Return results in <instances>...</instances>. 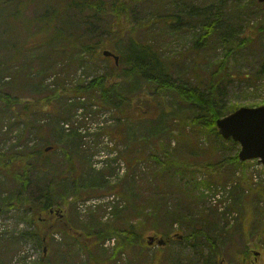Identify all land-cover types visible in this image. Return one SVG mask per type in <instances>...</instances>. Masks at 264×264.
<instances>
[{"label": "rangeland", "instance_id": "obj_1", "mask_svg": "<svg viewBox=\"0 0 264 264\" xmlns=\"http://www.w3.org/2000/svg\"><path fill=\"white\" fill-rule=\"evenodd\" d=\"M26 1L27 0H4L8 6L0 7V14L5 12L4 15H0V61L5 62L15 55L17 61L15 64L17 65L14 67L18 70L17 73L13 68L12 70L9 68V71L0 70V73H5L4 75H0V78L3 79V82L0 83V94L1 96L6 94L10 97L13 105L12 107H15L14 112L16 113L14 114L11 108L10 115H8V105L0 98V121H3L0 123V148L6 151H8L13 144H18L19 150L25 149V144H28L29 149L33 150L40 149L43 145L46 146L47 139L53 137L52 133H54L53 131L55 130L53 128V118L58 115L55 109L57 110L58 107H63L65 105V97L68 98L67 102L69 104L80 99L71 94L64 96L62 99L52 96L53 103L44 106L43 98L48 92L43 87L39 88L36 83V81L42 79L38 69L43 62L48 63L46 58L41 61L42 51L38 52V48L36 47L40 48L41 43L50 36L49 34L54 32L55 27H64L67 29L76 28L75 25H77L83 29L82 24H80L82 23L80 22V15L78 13L74 14L76 9L74 7L71 8L70 0ZM106 1L109 2L113 0ZM1 2H3V0H1ZM217 2L219 3L216 6L222 7L224 10V16L223 19H221L222 25L220 26L232 24L235 28L241 29L243 21L240 23L238 18L234 16V0H137L132 2L134 6L136 5L135 11L131 10L124 13L126 14L125 18L129 20V22L124 23L127 28L124 37L125 41H128V33H133L132 35L137 40L152 43L161 51V54H165L164 58L167 62L173 64L171 65V72L175 79L180 81V83H186L189 80L191 85L200 86L202 88L200 90L206 89V85L211 86V74L216 70L218 62L223 60L225 56L227 63L226 71L230 74L229 78L228 80L220 82L218 91L214 92L215 94L211 96L216 99V102L219 101L220 104L227 107V109L232 106L237 108L264 105V33H253L252 29L246 28V24L243 25V32H241L240 35L238 34L237 37L241 39L252 36L254 41L245 44L244 47L232 49L230 47V49L225 50L224 45L217 44L213 36L206 44H202L203 42H201L196 49L193 48V50H189L191 46L197 45L196 40L200 36V33H202L200 29L203 27L202 19L205 9H213V7H216L214 4ZM55 4H57L59 10H57ZM68 6L72 14L67 16L69 18L60 20V10L63 9L64 11ZM216 11L217 9H213L212 13ZM52 13L59 14V16L55 18L57 24L54 23V28H51L54 16H49ZM84 13L86 14V12ZM45 15L49 16L47 24H45L44 20ZM3 16L4 18H2ZM152 16H154L152 24L147 25L145 21L152 20ZM165 18H168L171 22L164 24ZM107 20L109 19L107 18ZM3 21H5L7 25ZM260 22V17L254 16L251 19V25L255 29L259 27L258 24ZM66 23H68V25H66ZM177 23L179 26L175 25ZM91 24L94 25L92 22H89L84 28L87 30L91 27ZM123 26L124 25L121 24L115 30L124 29ZM131 26L134 28H131ZM133 29H135V31L130 33ZM86 30H84L82 34L87 35L88 32ZM97 32L98 35L95 36L96 40L93 41L94 38L89 36L93 43L102 36L110 39L114 36L113 32L109 31L107 24L101 25ZM235 36L234 39L236 40ZM99 45L100 46L96 45L93 48L95 52L102 54L104 49H109L106 46ZM28 51H36L37 53L33 54ZM81 56L86 60H90V55L86 52H83ZM25 57L33 59L27 60L28 67L23 68V64H26ZM102 58L105 57L102 56ZM97 62L96 72H90L92 74L89 75L87 69L82 67V65L80 67L78 66L74 73V82L80 83L82 80H88L96 73L99 75H110L112 78L114 74L109 67L113 65L114 60L110 61L105 58L104 61L99 60ZM74 66L77 65L74 64ZM250 75L252 79L249 78ZM13 76L14 79L12 78ZM49 78H47V83H50L53 79V77ZM124 80L126 79L119 78V82L121 81V83H124ZM122 88L124 93H128L129 90H131V93L135 91L133 93V99L137 107L140 106L143 110L148 108V104L145 103L146 96L142 95V90L148 92L149 89L152 88L150 84L142 88V83L139 80L132 79L127 84L125 83V86ZM206 92H208V89H206ZM146 95L150 96V93ZM165 98L167 100L166 110L159 111L158 116L161 118L159 120L160 126L155 131L151 130L150 121L136 110L137 115L134 121H132L134 124L123 126L119 138H113L109 134H103L100 138L96 136V133H98V131L100 132L99 127L104 128L110 125L115 128L118 126V122L114 116V110L106 109L96 104L95 110L99 111L96 114L89 115V119H85L86 122H88L86 125L87 127H90L89 123L91 122L93 125L91 127H95L96 129L94 131L92 130L91 135L86 136L84 139L87 144L95 145L99 150L93 158L94 166L97 167L96 169H100L104 164H110V167L113 166L115 168V173L110 177H106L108 180L110 179L113 184L123 181L126 174L123 173L122 170L120 171V169L123 167L125 170L128 169L127 164H122L125 158L120 157L111 163L109 154L114 152L116 156L123 151H127L126 155H129V157L139 156L145 149V147L142 148L143 145L140 142V140H145L144 137L151 139L160 138L163 144L161 145V143H159L157 146L151 145L148 152H159L164 162L154 163L138 158V162L131 167L130 171L133 174L143 176L140 177L141 180L136 179L132 184L130 182H125L123 186L119 184L117 188H119L118 191L120 193L114 192L119 200H110L96 207L92 206L87 212H84L82 210L83 208L79 205L81 201L93 195L100 196L112 193L108 189L110 186L107 182L102 181L98 177L90 176V181L87 183L88 185H86V190L100 188L102 189L101 193L89 196L86 194L84 197L75 198L71 196V191L68 190L67 194L70 195L69 200L74 202L71 201V205L55 207V209H62V213L66 215V219L73 220L75 223H77L78 219L88 220V222L94 224L98 218L96 215L93 219H88L90 211L94 214H98V217L104 223L113 224L119 223L122 220L130 221L134 219L131 218L135 216L133 211L128 213L129 216H126V211L124 210V205L127 202L126 198H131L138 206L147 204V196L153 193L150 191V187L153 185L151 182L156 183L160 182L162 178L166 179V177L158 174L163 173V168L171 163L168 161L170 160L169 157L172 158L174 155L179 161L185 163L187 167L185 165H178V169L176 170L178 172L174 171V166H168L166 168L169 177L174 181L167 182L166 185L161 188L162 190L168 191L170 194H174L173 198L177 197L176 194L180 188L179 186L183 189L184 182L190 181L192 184L191 187L195 189L197 194L203 192L206 195L205 199L201 202V207H203V205L204 207H210L218 204L219 212L222 213L225 210L226 204L220 202V200H224V197H227L226 188H233L232 182H235L233 181L234 172H236V179L241 177L242 173H245V177H243L245 185H250L253 188L261 187L264 190V166H262L258 159L242 161L245 162L243 165L235 163L233 165L226 164L223 166L222 170L216 173L213 166H217L223 159L231 158V156L239 152L240 145L238 143L235 144L237 146L236 148L232 144V142H234L233 140H226V146L230 148L213 152L212 149L218 145L217 139L213 135L204 132L203 124H201L199 129L192 127L193 118L199 110L197 108L198 106L176 96L168 95L165 96ZM37 99L39 100V104L36 105ZM25 103H28V107L45 108L43 111L35 108L23 113L24 115L22 116L21 114L18 115L17 113L26 106ZM130 109L134 110L135 107H130ZM44 110H52L50 117L47 116L42 120L43 123H50L49 130H45L46 132L44 129L37 131L36 129L43 124L39 119L44 113ZM79 113L80 112H78L76 117L81 119L80 116H78ZM105 119H108V121L104 122ZM78 124L80 125L79 122H76L75 126ZM25 125H28V127L24 131ZM65 127H72V125L65 124ZM87 127H80L79 132L87 134ZM98 139H100V141L96 143ZM129 143L130 149L128 150L127 145ZM191 145H193V147H191ZM164 152L168 153L169 157L164 156ZM107 155H109L108 158ZM209 164L212 167L208 168L207 166ZM107 168H109V166ZM107 172H109L108 169ZM145 172H149V174H144ZM180 172H183V174ZM133 174H130L132 178L134 177ZM145 178L150 181H147ZM43 180V175L33 177L32 184L28 188V194L32 199L38 197L41 193V189L48 185V183H43ZM207 180H218L220 183H227L225 185L226 188L220 184L216 185L214 183L212 185L214 189L211 190L204 185ZM10 185L14 187V183L9 178H4V175L0 174V197L4 198L5 196H11ZM215 187L218 193L214 192ZM180 193H182V190ZM246 194L248 195L246 202L243 200L239 210L231 215L228 214V216L234 220V224L237 223V218L240 219V217H242L245 220L247 227L237 230L233 238H236L235 243L239 242V245H241L243 241L248 240L244 237L243 230L248 232L255 222L262 226L259 228L263 229L262 232H264V196L257 198L256 191L248 187H246V193L242 195L244 196ZM179 202L183 205V208H185V200ZM110 207H113V209ZM241 214H243V216ZM43 217L45 218L48 216L44 215ZM135 220L137 221L138 219ZM260 220L263 222H260ZM222 223H224V221H222ZM54 227H56L54 230H50L45 222L36 224L30 218L29 213L23 214V211L20 212L6 208V212H0V264H42L41 260L44 255H49L53 264H90L88 252L80 245L74 248L73 245H71L72 242L70 237L61 232L62 228L60 225L58 226V224H56ZM99 228L103 229L105 227L100 226ZM176 228H178V226H176ZM37 229L41 232L47 230L50 231V233L53 232L49 242L45 245H42V238H38L37 235H35L39 233ZM150 234L153 233L148 232L144 235L143 244L147 245V248L143 257H140L141 264L149 263L151 257L155 255V252L160 248L157 244L151 246L147 244V236ZM43 239H45V236H43ZM117 243L118 237L116 234L107 236L99 243L97 254L99 256L105 255V258H107L108 254L114 252ZM232 243L233 240H230L226 243V246L231 247ZM171 244L174 250L178 251L181 249L178 240H173ZM249 245L252 247L251 259L246 261L244 258L239 257V260H233L227 255L225 257V262L228 264H264V238L254 235L251 241H249ZM45 246H47L46 253L44 251ZM255 254L258 255L257 259ZM136 255H138V253L134 251L122 253V260L124 262H130L128 264H140L137 258L135 259ZM108 264L115 263L109 261Z\"/></svg>", "mask_w": 264, "mask_h": 264}, {"label": "trees", "instance_id": "obj_2", "mask_svg": "<svg viewBox=\"0 0 264 264\" xmlns=\"http://www.w3.org/2000/svg\"><path fill=\"white\" fill-rule=\"evenodd\" d=\"M27 1L30 2V0ZM133 1L137 0H113L109 2L106 0H70L71 8L74 7L76 9L74 14L78 13L80 15V22H82L80 24H82L83 29L86 30L84 27L89 22L94 24H91V27L86 30L88 32L87 35L82 34L84 30L77 25H75L76 28H56L54 26V23L57 24L55 18L59 16V14L52 13L49 15H52V17L54 16L51 25V28L55 27L54 32L49 34L50 36L48 35V38L44 39L40 48L36 47L38 48V52L42 51L41 61L46 58L48 62H43L41 64L38 71L42 79L36 81L39 88L43 87L48 92L43 98L44 106L53 103L52 96L62 99L64 96L71 94L80 99L69 104L67 102L68 98L65 97V105L63 107H58L57 110L55 109L58 114L53 118V125L55 127L51 125L55 130L53 131L54 133H52L53 137L47 139L46 146L43 145L40 149L36 150L29 149L28 144H25V149L21 150L18 149V144H13L8 151L0 148V174L4 175V178H9L14 183V187L10 185L11 196H5L4 198L0 197V212H6V208L20 212L23 211V214L29 213L33 222L40 224L42 223L44 215L53 217L51 214L52 208L71 205L72 202H74L69 200L70 195L67 194L68 190L71 191V196L75 198L84 197L86 194L89 196L101 193L102 189L100 188L86 190V185H88L87 183L90 181V176L98 177L102 181L107 182L110 186V188H108L110 191L120 193L118 191L119 188H117L119 184L122 186L125 185V182H130L132 184L134 180H141L140 177H143L133 174L130 171L131 167L138 162V158L154 163L164 162L159 152L151 150V152H148L151 145L157 146L159 143H161V145L163 144L160 138L151 139L143 136L145 140H140V142L143 145L142 148L145 147V149L141 155L129 157V155H126L127 151H123L110 159L111 163H113L120 157L125 158L129 169L125 179L117 184H113L110 179L108 180L106 177L113 175L115 173V168L113 166L110 167V164H104L100 169H96L97 167L94 166L93 158L99 150L97 146L87 144L84 139L86 136L91 135L92 130L94 131L96 129L95 127H91L93 126L91 122L89 123L90 127H87L86 125L88 122L85 120L86 118L89 119V115L96 114L99 111L95 110L96 104L103 108L114 110V116L118 122V126L115 127L116 129L110 125L104 128L99 127L100 132L98 131L96 136L100 138L103 134H109L113 138H119L123 126L134 124L132 121H134L137 112L150 121L151 130L155 131L160 126L159 120L161 118L158 116L159 111L166 110L167 100L165 96H176L198 106L197 108L199 110L193 118L192 127L199 129L201 124H203L204 132L213 135L217 139L218 145L212 149L213 152L230 148L226 146V140L219 134L216 121L218 118L234 111L236 107L232 106L227 109V107H224L219 101L216 102V99L211 96L215 94L214 92L218 91L220 82L228 80L229 78L230 74L226 71L227 63L225 56L223 60L218 62L216 70L211 74V86L206 85L208 92H206V89L200 90L202 88L198 85H191L188 79L186 83H180L171 72V65L173 64L167 62L164 58L165 54H161V51L152 43L141 42L134 38L132 32H134L136 28L130 31L132 34L128 33V41H125L124 37L127 28L124 23L129 22V20L125 18L126 14L124 13L131 10L135 11L136 5L134 6V3H132ZM218 3L219 2L215 3L214 6ZM2 6H8L4 0L3 2L0 0V7ZM55 6L57 10H59L57 4H55ZM233 8L235 12L234 16L238 18L240 23L243 21L241 29L235 28L232 24L220 26L222 25L221 19H223L224 16L222 7H213V9H217L214 13H212L213 9L206 8L202 19L203 27L200 29L202 33H200V36L196 40L197 45L191 46L189 50H193V48L196 49L201 42H203L202 44H206L213 36L217 44L224 45L225 50L230 49V47L231 49L244 47L245 44L254 41L252 36L241 39L237 37L238 34L240 35L241 32H243V25L246 24V28L252 29L253 33H264V5L262 3L258 0H234ZM69 10V6L65 8L64 11L63 9L60 10V20L69 18L67 16L72 14ZM84 12H86V14ZM4 13L5 12H2L0 15H4ZM49 16H44L45 24H47ZM254 16L261 18V22L258 24L259 27L256 29L251 25V19ZM2 18H4V16ZM107 18L109 20H107ZM153 20L154 16H152V20H146L145 23L150 25ZM3 22L5 23V21ZM169 22L171 21L165 18L164 24H168ZM103 24H107L109 31L113 32L114 36L111 39L102 36L93 43V41L96 40L95 36L98 35V29ZM121 24L124 25V29L115 30ZM66 25H68V23H66ZM175 25H178V23ZM131 28L134 27L131 26ZM89 36L94 38L92 42ZM99 44L121 54L119 64L113 62V65L109 67L112 73L116 75H113L111 78L110 75H99L96 73L88 80H82L80 83L74 82V73L78 66L80 67L82 65V67L87 69L89 75L92 74L90 72H96L97 61L105 60V58H102L103 54L95 52L93 49L96 45L100 46ZM28 52L33 54L37 53L36 51ZM83 52L90 55V60H86L81 56ZM29 59L32 60L33 58L25 57L26 64H23V68L28 67L27 60ZM15 62H17L15 55L5 62L0 61V70L9 71V68L11 70L13 68L14 70V66L17 65ZM74 64L77 66H74ZM15 70L17 73L18 70ZM4 74L5 73H0V75ZM49 77H53V79L50 83H47V78ZM12 78L14 79V76ZM119 78L126 80H124V83H121V81L119 82ZM249 78L252 79L251 75ZM132 79L139 80L142 83V88L148 84L152 86V88L149 89L150 92L142 90V95L146 96L145 103L148 104L146 110H143L140 106L137 107L135 104V100L133 99V93L135 91L131 93V90H129L128 93H124L122 87ZM1 82H3L2 78H0V83ZM147 93H150V96L146 95ZM0 98L8 105L7 114L10 115L11 108L12 112L16 114L14 112L15 107H12L13 105L10 97L6 94L2 96L0 94ZM38 99L41 100L40 98ZM38 99L36 100V105L39 104ZM25 105L26 106L17 113L18 115L21 114L22 116L24 115L23 113L35 108L42 111L45 108L28 107V103H25ZM130 107H135V109H130ZM78 112H80L78 116H80L81 119L76 117ZM51 114L52 110H44L39 121L43 123V118L47 116L50 117ZM107 121L108 119H105L104 122ZM2 122L3 121H0V123ZM76 122H79L80 125L78 124L75 126ZM65 124H71L72 127H65ZM49 126L50 123L46 122L40 125L36 130L41 131L44 129V131H48ZM83 126L87 127V134L79 132L80 127ZM27 127L28 125H25L24 131ZM154 134L156 135L155 132ZM99 141L100 139L96 140V143ZM232 144L237 148L235 145L237 144L236 142H232ZM49 146H52L51 150L46 151V148ZM191 147H193V145H191ZM127 149H130V143L127 145ZM164 153V156L169 157L168 153ZM169 159L171 161H168L171 163L168 166H174V171L178 169V165H185L187 167V165L179 161L175 155L172 156V158L169 157ZM234 163L239 165L245 163L239 159L238 152L231 156V158L223 159L217 166H213V168L217 173L219 170L223 169L224 165H233ZM108 166L109 168H107ZM167 167L163 168V173L158 174L166 177V179L162 178L160 182L156 183L151 182L153 185L150 187V191L153 193L147 196V204L138 206L131 198H126L127 202L124 205L126 216H129L128 213L133 211L135 216L131 218L134 219L130 221L122 220L119 223L113 224L104 223L98 217V214H94L90 211L88 219H93L97 215L98 219L96 223L94 222V224H92L88 222V220L82 219H78L77 223H75L73 220L66 219L65 216V219L58 218L60 222L59 225L62 228L61 232L70 237L72 242L71 245H73L74 248L80 245L88 252L90 264H108L109 261L115 264H128L130 262H124L122 260V253H127L129 251L138 253L135 259L137 258L138 262L141 264L140 260L147 248V245L143 244L144 235L148 232H152L156 237L164 238L166 240V245L160 247L147 264H228L225 262V257L227 255L233 260H239V257L244 258L246 261L251 259L252 247L249 245V241H251L254 235L264 238L263 229L259 228L262 226L255 222L251 227L252 231L251 229L248 232L243 230L244 237L248 240L243 241L242 244L239 245V242L235 243L236 238H233L237 230L247 227L245 220L242 217H240V219L237 218L238 221L234 224V220L229 217L228 214L231 215L239 210L243 200L246 202L248 195H242L246 193V187L256 191L257 198L264 196V190L261 187L253 188L250 185H245L243 182L245 173H242L241 177L236 179V172H234L233 181L235 182H232V189L226 188L225 185L227 183L223 184L218 180L205 181L204 185L211 190L214 189L212 187L214 183L216 185L220 184L226 188L228 195L226 198L224 197V200H220V202L226 204L225 210L220 213L218 204L210 207H204L203 205V207H201V202L205 199L206 195L203 192L197 194L195 189L191 187L192 184L190 181L184 182L183 189L179 186L180 188L175 198H173L174 194L162 190L161 187L165 186L167 182L174 181L166 172ZM207 167L209 168L212 166L209 164ZM106 168L109 172H107ZM180 173L183 174V172ZM130 174H133L134 177L132 178ZM144 174L148 175L149 172H145ZM37 175H43V183H48V185L41 189V193L38 197L32 199L28 194V188L32 184L33 177ZM146 180L150 181L148 179ZM181 190L182 193H180ZM214 192L218 193L216 187ZM181 200H185V208H183V205L179 202ZM241 215L243 216V214ZM135 219L138 220L136 221ZM222 221H224V223H222ZM260 222L263 221L260 220ZM100 226H104L105 228L101 229L99 228ZM176 226H178V228H176ZM37 232L39 233L35 235H37L38 238H42V245L49 242L53 234V232L50 233L48 230L41 232L37 229ZM115 234L118 237V243L114 252L108 254L107 258H105V255L99 256L97 254L99 243L107 236ZM42 235L45 236V239H43ZM181 235L183 236L182 239H177L181 249L176 251L171 247V243L173 240L175 241V237ZM230 240H233V243L231 247H228L226 243ZM41 261L42 264H53L49 255L42 256Z\"/></svg>", "mask_w": 264, "mask_h": 264}, {"label": "water", "instance_id": "obj_3", "mask_svg": "<svg viewBox=\"0 0 264 264\" xmlns=\"http://www.w3.org/2000/svg\"><path fill=\"white\" fill-rule=\"evenodd\" d=\"M264 2V0H259ZM105 55L113 54L109 50L104 51ZM118 62L119 57L114 55ZM219 133L225 138H232L240 143L239 158L242 161L259 158L264 164V105L258 107H240L234 112L221 117L216 122ZM49 150V148H47ZM149 243L155 240L149 237ZM160 239L158 243L164 244Z\"/></svg>", "mask_w": 264, "mask_h": 264}, {"label": "bare ground", "instance_id": "obj_4", "mask_svg": "<svg viewBox=\"0 0 264 264\" xmlns=\"http://www.w3.org/2000/svg\"><path fill=\"white\" fill-rule=\"evenodd\" d=\"M79 205L84 209H89L92 207L91 204L87 203L85 200L81 201Z\"/></svg>", "mask_w": 264, "mask_h": 264}, {"label": "flooded vegetation", "instance_id": "obj_5", "mask_svg": "<svg viewBox=\"0 0 264 264\" xmlns=\"http://www.w3.org/2000/svg\"><path fill=\"white\" fill-rule=\"evenodd\" d=\"M53 214V213H52ZM53 216H54V214H53ZM62 219V218H61ZM59 222V220L58 219H55V218H53V220L51 221V227L55 224V223H58ZM257 259V258H256Z\"/></svg>", "mask_w": 264, "mask_h": 264}]
</instances>
